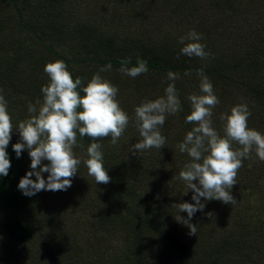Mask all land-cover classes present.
<instances>
[{"label": "trees", "instance_id": "obj_1", "mask_svg": "<svg viewBox=\"0 0 264 264\" xmlns=\"http://www.w3.org/2000/svg\"><path fill=\"white\" fill-rule=\"evenodd\" d=\"M108 1L110 3L113 1L122 2V0ZM218 1L220 2V0ZM223 1L229 4L235 3V0ZM262 1L264 2V0ZM50 2L52 6L58 4L57 0H50ZM25 4L26 0H0V34L3 36L1 39L7 41L11 33H18L20 36L25 34L19 46L16 44L17 49L12 55L13 57L7 60L6 65H0V89L3 90L2 94L7 101L8 112L12 120L22 117L23 105L20 106L22 104L20 97L25 95L26 100L43 98L41 88L49 83L44 68L50 62L64 61L73 79L80 77L83 81L82 87H86L93 75L102 66L109 63L112 65L109 72L112 74L113 82L120 85L124 79L120 77L119 80L116 73L122 66L121 61L130 58V63L127 65L130 68L137 66V59L139 58L147 61L149 71L142 75L147 77L144 83L147 87L150 84V90H144L142 85L134 86L132 91L136 93L137 98L132 104H128L129 106L137 107L143 101L151 100L147 95L150 96L149 93L152 92L160 97L164 96L168 84L173 83V81L168 80L170 71L178 73L179 76L185 75L186 72L197 76V71L203 69L210 79L216 77L212 80L220 99L223 95V88L233 87L237 91V97L232 99L231 103L226 104L220 100L221 102L213 109V112L216 110V113L212 122L217 132L221 136L224 135L225 121L221 119L222 115L230 114L232 107L238 104H247L251 111L248 127L264 134V82L255 79H238L237 77L235 79L228 72L222 70L218 65L220 59L215 58L213 51L210 52V49L213 50L211 44L215 43V40L211 41L208 36L205 44L203 42L202 44L206 46L205 51L210 54L213 64L209 56V61H206L179 55L177 50L168 47L166 49L163 47L148 48V41L143 38V33L138 36L133 32V28H136L135 22L128 30L121 25L122 20L117 19L116 14L123 7L112 5L109 9L110 18L120 24V30H124L122 32H126V34L130 32L131 42L128 44L126 41L119 43L117 37L113 41L112 39L111 41L102 40L94 36L95 31L91 28L84 27L82 33L85 35L80 39L82 43L80 46L88 47V49L81 57L77 56L78 59H75L54 48L55 45L52 40L46 42L43 39L36 28L37 26H33L31 21L27 19L28 10ZM220 8L223 13V8ZM187 9L181 0H171L164 7V11L166 10L169 15H167L168 21L175 23L178 26L176 30L181 33L178 37H174L176 41H179L180 37H185V33L191 30L190 26L201 22L190 19L191 16L182 19L173 17L184 13ZM227 10L230 13V18L222 24H215V29L223 35L225 28L234 29L239 33L242 30L240 26L248 20L247 13L234 6ZM148 11L149 9L145 13ZM145 13L134 15L137 24ZM235 13L237 17H233ZM238 14L241 19H238ZM261 19L262 21L259 23L253 15L249 18L253 22V32L250 34L258 33V41L256 39L252 41L256 42V45H260V42L264 43V15ZM10 21H15L14 27L9 25ZM33 38L42 50L32 56L31 53L29 54L30 73L21 69V65L17 64V59L22 60L21 53L26 54L25 43ZM177 44L180 45L179 42ZM241 63L243 64L236 68L239 75H244L248 67H253L256 72L261 71L258 56L246 54ZM78 65H86L89 70L87 72H84L85 70L80 71ZM89 65L92 69L89 68ZM182 81L181 77L174 81L182 106V111L177 114L180 124L179 133L171 137L164 148L161 150L152 148L133 154L130 152L132 145L142 140V137L135 138L133 136L128 138L133 142L124 144L122 147L106 148L107 153L104 148L101 149L104 156V167L108 170V175L111 178L105 186L113 199V203L109 209L107 208L99 215V220L117 230V236L120 238L122 247L120 252L122 258L118 260V262L121 261L119 264H147L144 253L146 254L148 251L151 253L160 252L166 248H173L178 254L175 264H227L229 258L239 252L238 248L242 249L243 252H248L247 254L242 252V259H252L253 253L249 252L248 249L253 248L255 238H252L251 234L264 231L263 221L252 222L253 217L248 216L250 211L258 212L264 206V161L259 160L256 154L253 157L251 154L250 159L243 160V167L240 168L236 178L237 184L231 190L233 197L237 198L236 203L240 205L238 208L246 214L245 219L248 221L245 223L246 230H242L240 221H234L230 228L225 231V237L217 239L218 233L207 229L205 218H211L215 223L219 221L218 210L225 203L218 200L205 201L201 198V203L204 204L203 211H197L189 221L190 224L196 225L195 235L189 234L191 225L183 224L175 219L178 215L184 219H188V217L186 212L179 213V210L173 205L184 202L195 203L192 200V191L187 189L186 183L179 177L180 171L184 169L185 164L191 162V158L187 153H181L177 145L183 142L186 134L195 126L185 122L192 110L188 97L193 94L202 95L200 85L190 87L183 85ZM130 89L129 87L128 91ZM81 95H84L82 91ZM92 142L89 137H80L77 134L78 148L84 150L86 154L87 148ZM14 144L11 139L7 147L11 162L9 173L6 177H0V212L14 213L3 223V229L7 235L14 241L28 243L32 240L33 231L26 218L19 212L32 206L43 191L28 197L18 189L21 178L29 170L25 165V150L21 153V157L17 158L12 147ZM233 147L239 148L240 146L234 143ZM32 179L34 180L35 177L33 176ZM193 183L198 182L194 181ZM262 214L264 215V208L260 215ZM239 228L241 229L240 233L234 232ZM246 231L247 233H245ZM126 236H130V239H125ZM250 239L252 240L251 243L247 244L246 242H249ZM157 241L164 242L165 248L156 245ZM245 244L247 245L244 249L241 248Z\"/></svg>", "mask_w": 264, "mask_h": 264}, {"label": "rangeland", "instance_id": "obj_2", "mask_svg": "<svg viewBox=\"0 0 264 264\" xmlns=\"http://www.w3.org/2000/svg\"><path fill=\"white\" fill-rule=\"evenodd\" d=\"M169 2L171 0H122V2L113 1L111 3L108 0H57L58 4L52 6L50 0H26L25 6L28 10L27 19L31 21L33 26H37L36 28L43 39L46 42L52 40L55 45L54 48L66 53L68 57L78 59L77 56L81 57L87 51L88 47L80 46L82 44L80 39L85 35L82 33L84 27L91 28L95 31L94 36L102 40L111 41L112 39L113 41L117 37L119 43L126 41L128 44L131 42L130 32L127 31L128 34L122 32L124 30H120V24L110 18L109 9L112 5L123 7L116 14L117 19L122 20L121 25L128 30L135 22L136 28H133V32L138 36L143 33V38L148 41V48L163 47L166 49L168 47L177 50L179 55H183L181 49L184 45H178V41L174 39L181 34L176 30L178 26L168 21L169 15L166 10L164 11L165 5ZM181 2L188 9L184 13L173 16L174 18L182 19L191 16L190 19L201 21L197 25L190 26L191 30L185 33V37L194 30L203 37L199 43L205 44L208 36L211 41L215 40V43L211 44L213 50L210 49V52L213 51L215 58L220 59H218V65L222 70L228 72L235 79L237 77L238 79H255L264 82V43L260 42V45H256V42H252L254 39L258 41V33L250 34L253 32V22L249 20L250 16L253 15L256 21L259 23L262 21L261 17L264 15V2L262 0H235V3L230 4L223 0L220 2L218 0H181ZM233 6L246 12L248 20L240 26L242 30L239 33L234 29L225 28L223 35L217 32L215 24H222L228 20L230 13L227 9ZM220 7L223 8V13ZM147 9L149 11L145 13ZM141 13H145L144 17L142 15V19L137 24L134 15ZM233 17H237L236 13ZM238 19H241L239 14ZM25 22L29 24L27 20ZM15 24V21L9 23L12 27ZM215 36L216 39H214ZM2 37L0 34V65H6L7 60L12 58L16 52V44L19 46L25 34L20 36L18 33H11L7 41L2 40ZM259 39L262 40L261 36ZM218 40L220 41L217 42ZM25 44L24 48L27 55L21 53L22 60L17 59V64L21 65V69L31 73L29 54L31 53L32 56L42 49L38 46L35 38L28 40ZM246 54L259 57L260 72H256L253 67H248L244 75L238 74L236 68L243 64L241 62ZM209 58L211 59L210 56ZM206 61H209L208 58ZM89 68H91L90 65ZM78 69L80 71L85 70L84 72L89 70L86 65H78ZM100 74L119 89L117 100L130 118L128 127L116 145L111 143L110 137L98 141L107 153L106 148L122 147L124 144L133 142L128 138L141 137L136 124V107H131L128 104H132L137 98L136 93L132 91L134 86L142 85L143 89L148 91L150 84L148 87L145 85L144 80L147 77L144 75L132 78L118 71L116 73L118 79L120 80L122 77L124 80L120 85H117L113 82L112 74L109 71ZM179 77L182 78L183 85L190 87L200 85V78L193 74L180 75ZM215 78L212 77V79ZM212 79L210 81L214 88V94L219 98V101L222 100L227 104L237 97L236 89L230 87L222 89L223 95L220 99ZM129 87L131 89L128 91ZM149 94L150 96L147 95V97L151 100L160 97L153 92ZM201 94L203 93L201 92ZM120 95L121 97H119ZM20 100L22 101L20 106L23 105L22 117L12 120L15 130L19 122L31 117L32 114L28 112V105L30 103L36 104L37 100L42 102L43 98L26 100L24 95L20 97ZM215 113L216 110L213 112V121ZM179 128L177 114L168 115L161 128V134L166 138L165 144L170 141L171 137L179 133ZM15 130L11 139L16 144L21 142V139L19 132ZM124 138L126 139L124 140ZM73 151L75 157L81 160V164L78 167L77 175L72 179V186L66 191H43L32 206L19 212L32 228L33 237L31 241L20 243L12 240L4 231L3 223L14 213L0 212V264H119L121 262H118L122 258L120 254L122 247L120 238L117 236V230L99 220V215L107 208L109 209L113 199L110 197L105 184H97L94 177L88 175V169L84 163L88 159L85 151L78 148V145L74 147ZM24 153L25 165L31 171L28 150L25 149ZM254 154L253 150L252 157ZM47 163V161L43 162V164ZM43 176L47 179L48 173H44ZM238 207L240 205L237 203L223 204V207L218 210L219 221L217 223L213 222L211 218H205L207 221L205 226L208 230L211 229L216 234L218 233L217 239L225 237V231L230 228L234 221H240L242 230H246L245 223H248L245 219L246 214L242 213ZM263 208L264 206L258 212L250 211L248 213V216L253 217L252 222L263 221L264 223V215H260ZM247 231L250 232L249 229ZM234 232L240 233L241 229H236ZM251 236L255 238L253 248L248 249L249 252L253 253L252 259H242V254L248 252H243L242 249L238 248L239 252L233 254L227 264H264V231L253 233ZM125 239H130V236H126ZM251 241L250 239L246 243H251ZM247 244L241 248L244 249ZM156 245L164 248L166 246L161 241H157ZM144 258L147 264H175L178 254L173 248H166L160 252L151 253L148 251L146 254L144 253ZM126 261L128 262V260Z\"/></svg>", "mask_w": 264, "mask_h": 264}, {"label": "clouds", "instance_id": "obj_3", "mask_svg": "<svg viewBox=\"0 0 264 264\" xmlns=\"http://www.w3.org/2000/svg\"><path fill=\"white\" fill-rule=\"evenodd\" d=\"M202 38L194 30L186 37H180L178 42L185 45L181 53L189 58L206 60L210 54L205 51L206 46L199 43ZM129 63L130 58L121 61L119 71L122 74L136 78L149 71L147 61L143 59L138 58L137 66L130 68L127 67ZM111 68L110 63L102 67L87 86L82 87V79H73L64 61L46 64L44 72L49 83L41 88L43 101L37 100L36 104L28 105V112L32 115L19 122L15 131L19 132L21 142L12 145L17 158L27 149L31 160V171L18 184L23 195L31 197L41 191H66L72 186V179L81 164L73 151L77 146V134L93 141L87 148L88 159L84 161L88 175L94 177L97 184L110 182L108 170L104 167L102 145L97 141L110 137L111 143L116 145L130 121L117 100L119 89L100 74ZM185 75L191 73L186 72ZM196 75L200 78V91L203 94L188 97L192 110L185 121L195 126L177 145L181 153H187L191 158L179 177L192 191L195 203L173 205L179 213H187L188 219L180 215L175 219L191 225L190 235H195L196 225L189 221L197 211L204 209L201 198L235 204L237 201L231 190L237 184L236 178L243 167V160L250 159L254 150L259 160L264 161V134L248 127L251 111L247 104H238L232 107L230 114L222 115L225 123L224 135L221 136L212 122L213 109L220 103L219 98L214 94L213 85L204 70H198ZM179 78L178 73L170 71L168 80L173 83L168 84L165 95L155 100H145L135 108L136 124L142 140L132 145L130 152L133 154L164 148L166 138L161 134V128L168 115L182 111L174 83ZM2 91L0 89V177H6L11 168L7 147L14 128ZM234 143L240 147L234 148ZM44 161L48 163L43 164ZM44 173H48L47 179Z\"/></svg>", "mask_w": 264, "mask_h": 264}]
</instances>
